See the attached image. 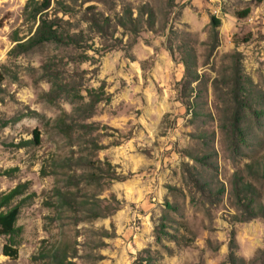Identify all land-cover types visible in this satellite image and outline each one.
I'll return each mask as SVG.
<instances>
[{"label": "rangeland", "instance_id": "374dc122", "mask_svg": "<svg viewBox=\"0 0 264 264\" xmlns=\"http://www.w3.org/2000/svg\"><path fill=\"white\" fill-rule=\"evenodd\" d=\"M27 1L0 0V173L16 169L13 177L0 175V194L30 181L26 195L35 197L19 216V258L3 255L0 237V264H57L55 256L59 264H135L145 249L155 264H230L232 249L239 264H264V216L247 220L238 201L251 198L234 192L239 173L255 187V207H264V0H52L48 18L72 34L88 32L87 15L95 13L113 22L130 16L140 32L114 24L109 37L91 34L87 49L45 43L10 56L13 38L27 41L39 24L25 20ZM145 8L155 13L153 28ZM213 17L221 20L218 36ZM51 61L65 76L80 75L86 87L110 94L85 120L96 127L92 138L69 142L56 130L54 121L79 104L42 97L51 88L44 70ZM186 63L193 82L183 80ZM237 69L254 105L239 155L224 128L234 117ZM91 139L101 147L93 155ZM81 155L110 161L120 177L74 190L79 201H118L110 216L79 220L45 204L64 187L53 160ZM162 225L168 235L158 243Z\"/></svg>", "mask_w": 264, "mask_h": 264}, {"label": "trees", "instance_id": "16d2710c", "mask_svg": "<svg viewBox=\"0 0 264 264\" xmlns=\"http://www.w3.org/2000/svg\"><path fill=\"white\" fill-rule=\"evenodd\" d=\"M262 2L263 0H258ZM52 0H28L24 7L25 20L28 22H39L34 34L30 38L22 42L19 37H14L13 42L16 45L10 51V56H18L28 49L35 46L42 45L45 43H52L66 49L78 50L87 49V43L90 41L88 39L91 34L94 36H101L103 38L109 37L111 34V29L114 24L119 26H124L125 24H130L131 28L138 36L139 26L141 25L138 21L137 25L132 23L129 16H124L116 22L109 17H105L103 14H93L91 16L87 15L88 32L86 33H70L65 29L58 21V19H49L47 16V11L51 7ZM249 14V10L241 13V16L246 17ZM147 15L148 18L145 21L148 26H152L155 20V13L151 8H145L142 11V16ZM221 26V20L213 17L212 27L216 31V36H218L217 29ZM62 30V31H61ZM112 35V34H111ZM86 58V55H84ZM186 74L184 77V82H193L197 79V75L192 72L189 67V63L185 64ZM45 73L49 80L51 81V88L48 92L44 93L42 97L50 104H56L60 99H68L73 103L79 104L75 107L73 114L82 117L81 120H74L73 114H64L58 117L54 121V126L56 130L60 132L69 142L74 139L76 135L80 139L84 140L92 138V133L95 132V125L88 124L85 120L91 117L94 113L96 107L103 102H108L111 100L110 94L107 93L104 86L99 88H88L84 84V79L79 75H64L56 69V64L48 62L44 66ZM63 74V75H62ZM67 74V73H66ZM2 73L0 72V83L2 81ZM233 84V89L230 92V100L232 101L234 117L225 125V130L231 137V146L235 154H242V150L246 147L247 142V130L245 121L247 120L248 113L252 112L254 105L251 100V95L245 86V77L239 69L235 71L231 79ZM188 106L187 103H184ZM68 119L72 120L71 122ZM40 134L35 132V144H40ZM90 154L93 155L97 151L101 150L100 145H98L93 139L90 140ZM90 155H81L79 157L69 156L63 158H57L53 160L50 165L53 174L63 175L65 179H58L59 182L64 183V187L56 186L54 188L55 201H46V206L56 210L58 216H63V214H70L76 219L86 220L97 219L102 217H107L112 215L118 210V206H114L113 203L118 201H110L106 205H102L100 199H96L95 202L79 201L78 196L74 190L79 189L81 184L86 183L88 186L101 185L104 180L105 184H110L114 181L120 179L115 167L108 160H100L95 158H90ZM86 167L88 170L78 173L75 168ZM249 174L252 176H257L255 171H253V166L247 164ZM63 170L59 173V170ZM16 169H7L0 173V175L13 177ZM44 174H48L49 171H43ZM235 187L234 192L238 200H245L246 198H251L248 201H238L242 209L247 212V220L255 219L259 216H264V207H255L256 198L255 187L252 183L245 181L239 173L235 175ZM107 180V181H106ZM195 187L200 185L198 180H193ZM31 188V182L26 181L19 183L14 189L7 193L0 194V237L6 238V243L3 246L2 253L5 257L12 260H17L19 258V239L22 236L23 228L18 225L19 216L22 209L26 206L29 200L35 197V193L27 192ZM75 188V189H74ZM244 198V199H241ZM263 214V215H260ZM50 220H54L52 217H47ZM156 240L161 243L163 240V235H168L163 229L156 232ZM232 249V248H231ZM153 253V254H152ZM155 253L159 254L158 251ZM146 255V257L142 255ZM154 252L151 249H145L141 255L137 258L135 264H155L157 258H154ZM58 256H55L54 263L59 264ZM146 262V263H145ZM230 264H239L235 253L232 252L229 255Z\"/></svg>", "mask_w": 264, "mask_h": 264}]
</instances>
